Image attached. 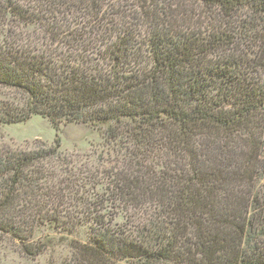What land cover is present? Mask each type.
I'll return each instance as SVG.
<instances>
[{
	"label": "trees",
	"instance_id": "trees-1",
	"mask_svg": "<svg viewBox=\"0 0 264 264\" xmlns=\"http://www.w3.org/2000/svg\"><path fill=\"white\" fill-rule=\"evenodd\" d=\"M59 1L0 0V26H9L0 33V131L33 117L84 125L121 168L102 172L112 181L98 200L71 193L65 212L36 168L56 151L9 147L0 135V234L29 258L45 252L40 229L88 226L90 240H72L61 264H264V0H123L133 12L118 25L126 33L111 32L97 51L100 38H88L80 53L67 33L83 39L71 30L83 17L43 7ZM79 2L90 15L97 6ZM38 30L37 43L24 37ZM55 41L67 48L59 64ZM34 194L54 198L57 213ZM128 208L137 210L133 239L123 216L116 223Z\"/></svg>",
	"mask_w": 264,
	"mask_h": 264
},
{
	"label": "rangeland",
	"instance_id": "rangeland-1",
	"mask_svg": "<svg viewBox=\"0 0 264 264\" xmlns=\"http://www.w3.org/2000/svg\"><path fill=\"white\" fill-rule=\"evenodd\" d=\"M81 3L83 2H79V0H61L52 4L46 2L43 6L45 9L56 8V15L57 13H59V15L61 14L62 17L67 19V21L81 20V17H83L84 20H82V24L80 23L79 25L71 28L72 32H75L76 30L78 35H83V39L77 41L74 37L69 36L67 33V43L70 47L71 53H80L83 49V46L87 45L88 38H92L93 40V37H96L98 39L100 38L99 41H103L101 43H99L97 40H94L96 42H92V49L97 51L104 49L107 39L111 37V32L116 34L126 33L125 28L119 27L123 22L122 16H125L124 21H126V18L129 15L131 17L133 16V12H128L129 6L127 4H123V0H97V6L92 11V15L87 12L90 9H85L86 7L84 8ZM61 5L65 6V10H58V7ZM68 9H70V11H68ZM93 17L102 20L101 26L97 32L93 31L91 28L92 25H95V22L97 23L96 19H93ZM38 24L41 25L42 28L46 22L44 20H40L38 21ZM78 26L79 29H76ZM131 26L133 27V24H131ZM0 27L4 28L3 31L0 30V33H4L9 28L6 23ZM59 28V31L61 32L69 31L68 28L65 31V27L63 26H59ZM134 29H130L129 31L133 32ZM140 32L143 33L145 31H143L141 28ZM24 37L37 39L35 40L37 43L41 37L43 38V33L41 30H38L36 34H32L30 36L26 35ZM43 41L44 40H41V42ZM51 51L53 52V57L58 64L59 62H63V60L66 59L65 57L67 56V48L63 49L59 42H54ZM0 135L3 136L4 141L2 142H5L9 147L17 146L19 149L25 150H35L42 147L43 150L53 148L56 151V155L49 156L46 160L47 162L44 164H37L36 168L41 171V173H43L42 175L45 177V179H49L50 183H53L51 185H55L58 199L64 198L65 204H61L59 209H63L65 212L69 211L72 201V196L70 195L73 193L80 194V191H82V194L87 197L88 200L93 201L101 198L103 195L102 191H106L108 182L112 181L111 175L104 178L103 175L105 173L102 172L107 171L110 174H114L113 171H116L115 169L119 170V168H121V165L118 163H109L112 159L111 156L103 155L101 153L103 148L106 149V147L104 146L105 143L98 132L89 129L84 125L60 124L54 128L46 120H43L39 117H33L28 123L24 125L20 124L2 129L0 131ZM121 149L122 153L118 152L117 154L126 156L128 151L124 148ZM112 167L113 169H110ZM96 176L98 179H95ZM64 178L65 180H63ZM61 181L64 182L65 187L69 186L68 184L71 186L65 188L64 190L61 188ZM261 182H263V180H261ZM58 184L60 185L62 192L59 191L60 188H58ZM91 186H97V188L90 190ZM35 194L33 197H30L32 201L38 205L42 204L44 209H54L52 211L50 210V215L53 212L55 214L57 213V204L54 203V198H52L50 202V200H48L45 196L42 197L40 194L36 196ZM55 202H57V200H55ZM119 204L120 202L117 203L116 206ZM30 205L31 204L28 200H22V206L24 209L29 208ZM121 207L126 206L124 205ZM136 212L137 210L134 211L128 208L124 214L120 212V214H118L116 217V223L120 226H122V223H124L121 216H123V219L126 220L127 228L129 229L127 236L131 239H133V229L138 225L137 222H135ZM43 213H46V211ZM38 217L40 216L38 215ZM65 217L67 216L63 215L60 217V219L64 220ZM129 217H131V219H129ZM88 229L89 228L86 225L80 226L77 232L73 234L61 231V229L56 224H52L51 227H48L47 229H40V232L37 234L36 238L34 237V239L40 237L38 241L44 243L46 246L44 250L45 252L38 257L29 258H24L19 254L18 240L14 239L13 237L11 238V234L5 235L1 233L0 264H61L63 260L68 259L70 256L69 245L72 240L82 243H86L90 240L91 237ZM22 232L23 230L20 229L19 233Z\"/></svg>",
	"mask_w": 264,
	"mask_h": 264
}]
</instances>
